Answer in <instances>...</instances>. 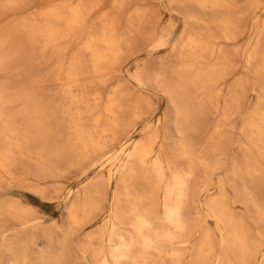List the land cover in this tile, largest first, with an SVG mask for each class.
Masks as SVG:
<instances>
[{"label": "bare ground", "instance_id": "1", "mask_svg": "<svg viewBox=\"0 0 264 264\" xmlns=\"http://www.w3.org/2000/svg\"><path fill=\"white\" fill-rule=\"evenodd\" d=\"M19 1L0 0V77L11 75L17 68V62L27 59L30 50H39L42 57L49 52L59 58L52 66V77L69 104L63 111L67 120L57 124L58 117L54 113L57 109L45 111L41 103L43 98L31 88L21 92H9V86L0 81V216H3L0 217V239L5 250L12 254L10 264H60L70 249L69 238L76 230L79 231V228L92 221L93 213L100 204L102 186L105 183L112 184L114 176H118V183L113 188L106 221L93 233L90 231L91 233L85 236L88 239L78 245L77 252L84 264H150L149 257L154 251L163 255L164 260L168 259L164 264H181L184 256L182 248L173 246L168 250L167 244L185 243L191 239L188 215L191 180L195 176L196 164L209 166L202 150H196L186 135L198 126L200 110L197 108H205L206 103L215 98L213 87L223 80L229 71L227 66L231 62L228 52L222 48L217 50L211 41L223 38L229 42L237 38L235 17L230 14L232 5L227 9L230 15H226V11L224 15H219V11L228 8L230 2L192 0L212 16L206 19L195 13L186 12L184 15L185 24L178 43L172 45V48L177 49L180 46L179 56L183 63L175 71L178 78L176 81L168 78L163 68H160L161 74L153 78L145 79L142 72L137 71L140 69L133 74L134 79L141 84L152 81L167 95L173 110L171 112L174 126L181 137L175 142L174 148H171L164 144L167 139L159 127L151 130L149 134L146 133L145 137H130L119 144L118 142H122L118 141L120 134L143 115L140 111L142 99L137 98L129 104H123V95L119 88L114 87L107 94L102 93L99 88L100 84H107L111 74L117 72L127 51L138 44L136 32L144 18L142 9H136L134 21L132 19L123 32L120 21L113 12L124 11L129 0H112L113 12L106 7L108 0H47L44 7L34 8L27 15H15V18L4 20L3 23L2 11ZM168 1L172 2H169L170 5L180 2ZM263 2L264 0H253V12L254 9H262L263 6H260ZM102 3L103 11L98 16L100 26H96V29L89 23ZM169 19L171 23V18ZM252 19V29H264V18L261 19L257 14ZM194 22H202L208 30L200 32L198 28V31ZM213 27L216 30L212 32L210 30ZM173 28L166 26L159 32L154 26L153 32L149 34L151 48L167 45ZM257 37L256 42L247 51V63L252 65L255 62L257 75L264 78V39L258 35ZM23 38L28 43L26 47ZM251 40L253 39L248 41ZM76 41L78 46L75 45L73 53L68 55L67 51L70 46L75 47ZM177 44L179 45L176 46ZM177 49L175 48L176 51ZM207 54L212 57L217 54L216 61L208 63ZM86 56L89 58L86 59ZM45 61L47 62L45 59L43 63ZM171 69L175 70L172 67ZM50 76L49 74V78ZM262 90L264 93V86ZM230 98L228 100L236 99L234 96ZM46 99L50 100L49 97ZM195 99H198V103ZM152 102H147L148 108L152 107ZM229 106L230 111L232 106ZM126 109L133 112V120L126 121L123 118L122 112H126ZM33 112L50 113L40 118ZM229 115L230 113L224 114L221 124H216L215 129L219 137L222 125L231 126ZM248 117L244 123L250 130L247 140L254 145L257 143L259 156L264 157V144H261L264 141V103L259 104ZM57 129L61 131L55 133ZM216 141L219 142V139ZM218 142L212 145L213 151L218 150ZM99 155L101 165H110L108 172L105 175H90L83 182L82 190L66 204L65 224L55 219L47 222L44 219L45 214L33 203H25L6 190V185L16 179L15 168L23 159L34 165V169L43 176L50 177L56 172L61 173L64 166L73 167ZM180 159H186L187 166H181L178 163ZM261 171L258 163L242 168V172L251 176L259 175ZM24 178L23 176V180ZM139 183H142L140 190L137 189ZM27 187L33 194L48 201L41 204L43 208L52 209L56 197L51 194L54 191L50 190L49 186L36 182L29 183ZM250 203L255 207L258 220L264 222V206L255 198H251ZM206 213L208 217L215 219L220 230L221 252L216 256L215 234L211 228L204 227L198 245L192 248L193 259L190 263H250V258L256 257L262 243L248 237L245 225L236 218L227 204L223 188L207 202ZM4 214L17 222V229H12L11 225L6 223L8 219ZM57 235L58 248L55 243ZM95 237L99 238V246L92 243ZM12 239H17L19 243L15 245Z\"/></svg>", "mask_w": 264, "mask_h": 264}, {"label": "rangeland", "instance_id": "2", "mask_svg": "<svg viewBox=\"0 0 264 264\" xmlns=\"http://www.w3.org/2000/svg\"><path fill=\"white\" fill-rule=\"evenodd\" d=\"M108 1L110 4L107 3L106 7L111 12H113L111 10L112 0ZM169 2L170 1L168 0H129L128 4L124 8V11H121L119 13L115 11L113 12V15L116 16L120 21L121 32L126 31V26L132 19L134 21L136 9H142L141 12L144 13L145 18H143L142 24L136 32L138 44L134 46L132 50L127 51V54L125 55V57H123L121 64L118 67L119 71L117 70V72H115L113 75H110L107 84L99 85L101 92L104 94H107V92L114 87L119 88L122 91L123 98L121 99V103L123 104H129L132 102V100H135L137 98L142 99V104L140 103V111H142L141 114L143 115H141L140 118L135 119L133 124L127 126L123 133L120 134V138L118 141L122 142H118L119 144L123 143L130 137H145L147 135L146 133L149 134L151 130L153 131L157 127L160 128L162 135L166 136L167 140H164V144L167 147L174 148L175 142H177L181 138L180 135H178L176 127L174 126L172 113L173 110L171 109V105L167 95H165L159 88H157L152 83V81H147L145 84H141L133 77V74L136 72V70L140 69L137 71L142 72V75L143 77L145 76V79L148 77L153 78L156 75H160V68H163V70L166 71L168 78H171L172 81H176L178 78L175 74V71L179 69V66H181L183 63L181 62L182 58L179 56V44L176 45L178 46V49L177 47H175L177 51L175 50V48H172V45L176 43L177 40H179L180 34L185 24L184 15L187 12L198 14L202 18H209L212 16L211 13H207L209 11H203L192 0H180V2L173 3L172 5H170V3L172 2ZM224 2L230 3H228L229 5H227L228 8L221 9L219 11V15H224V12L229 11L227 9H229V7L232 5L230 7L232 8L230 9L231 12H229L231 16L235 17V24L237 28H234L237 30L236 35L238 36H236L237 38H235L233 41L229 42L225 41L223 38H218V40L216 38V40L214 39L211 41L212 43L214 42L213 46L216 47L217 50L222 48L228 52L230 59L229 62H231L232 64L230 63L229 66H227V70H229L227 71V76L223 80L218 81L217 84L213 87L215 98L208 101L205 108H197L201 112H199L198 126L195 130L189 131L187 133L188 136L186 135L187 140H190L196 150H202V154L207 159L210 167L196 164L194 174L195 176L193 177L194 179L192 178L191 180V199L188 206L189 224H191V226H189V229H191V239L185 243L178 242L174 244H167L168 250L172 249L173 246L182 248V250L184 251V256L182 258L181 264L192 263V248L198 245L199 240L204 232V227L211 228L215 234L216 256L221 252L220 230H218L217 228L215 219L210 216L208 217L206 210L207 202L211 199L212 196L219 193L222 188L226 194L227 204L229 205L234 215H236V218L243 223V226L245 225L244 229L248 237L251 240L262 243L261 248H259L257 251L256 257L250 258V263L248 264H264V222L258 220L255 207L250 203V199L255 198L261 205L264 206V157L259 156V147L257 146L258 144L255 143L254 145L253 142L250 143L247 140L250 134V130H248V127L244 125L246 120L249 118L248 116L252 114L253 110L259 104L264 103V93L262 90V86H264V78H261L259 75H257L255 71L257 65L255 64V62L252 65L247 63V51L249 48H251L252 44L256 42L258 38L257 35L260 36L261 39H264V29L260 31L257 29H252V18L256 17L257 14L261 16V19L264 18V2L260 6H263V10L258 8L256 9V11L254 9V12L253 8L251 7V3L253 2V0H224ZM45 5H47V0H20L17 4L7 8V10L4 9L2 11L3 17H1V19H3L2 21L4 23V20L9 21L12 18H15L17 15L20 16V14L27 15L31 11H33L34 8L44 7ZM102 7L103 3L102 6H100V8L97 10L98 12L96 11L91 17V21L89 23L91 27L93 26L97 29V27L100 26L98 16L103 11ZM229 12H227L226 15L229 14ZM169 18H171V23L169 21ZM97 22L99 25L97 24ZM95 23L97 25H94ZM163 24L164 26H162ZM154 26L158 28L159 32H161L162 29L166 26L174 28L172 29V33L169 37V43L167 45L152 49V41H150L149 34L153 32ZM194 26L197 28V30L199 28L201 31H198L200 32H206L208 30L202 22H194ZM214 29L216 30V28L213 27L210 31L213 32L215 31ZM250 38L253 39L251 40V42L248 41ZM25 40L26 39L23 38V43L26 47L28 46V43ZM74 43V46H78L77 41ZM76 46H70V49L72 51L69 49V51H67L68 55H71L73 53ZM83 53L84 55H86L85 52ZM216 55L212 57V55L207 54V58H209V60L206 59V61L208 60V63L215 62ZM30 56L33 57L31 58ZM88 58L89 56H86V59ZM45 59L47 60V62L45 61L43 63ZM58 59V56H52L49 52H47L45 57H42L39 53V50H30L27 59L25 58V60L17 62V68L13 70L12 74L8 77L1 76L0 81L1 83H5L9 86V92H21L23 91V89L31 88L34 93L43 98V100L41 99V103L43 109H46L45 111H51L54 108L57 109V112L54 113L58 117L57 124H60L67 120V116L63 114V111L68 107L69 102L63 97L61 89L53 81L52 66L55 63L54 61H57ZM161 62L163 64L162 67ZM164 63L167 64L165 65ZM230 65L232 66L230 67ZM170 66L175 70L173 71ZM49 74L51 75V78H49ZM2 78L3 80H1ZM218 90L220 92H218ZM141 96L145 98V101H143V98ZM229 96H234L236 99L234 101L228 100V98H230ZM47 97L50 98L49 101H47ZM195 100L197 101L195 102L198 103V99ZM259 100H261L260 102L262 103H258ZM149 101H153L151 103V108L153 109L147 107V102ZM230 104L232 106V109H230L229 111L228 109L230 107ZM18 105L19 103L17 104V106ZM125 111L126 112H122L123 118L126 121L133 120V112L127 109ZM33 113L42 118L44 115L49 114L50 112ZM223 113H230L229 121L231 122V126H221V138L219 137V133L216 132L215 128L216 124H221L224 116ZM58 131L61 130L57 129L55 133H58ZM217 137L219 139V142L216 141L218 140ZM217 142L219 144L218 150L213 151L212 145L216 144ZM261 144H264V141ZM100 158L101 157L99 155L87 160L88 162H82V164L73 167L66 168L64 166L66 169L62 167L63 170L61 173L56 172L54 176L50 175V177L49 175L43 176L40 172H38L36 168L35 171V166L29 164L28 162H26L27 160L23 159L18 167L15 168V172H17V174L15 173L14 178L16 179H13L10 184L6 185V190L9 194L19 197L25 203H33V205H35L37 209L41 210V212L45 214L44 219L47 222L55 219L59 223L65 224L67 223V221H64L66 220V204L70 202V199H73L75 197L78 191L82 190V186L84 184L83 182L90 175L92 176L97 173H101L103 175L107 174L110 165L105 163L101 165ZM178 163L181 166H187L188 161L186 162V159H180ZM257 163L261 166L262 170L259 175L256 174L251 176L247 173L242 172V168L246 165L254 166ZM94 165L96 167H94ZM22 175L25 177L24 180ZM18 178H21L22 180ZM117 178L118 176H114V181H112V184H103L100 204L93 213L92 221L85 224L83 228H79V231L76 230L69 238L68 241L70 243L68 242V245L70 249L67 253V257L60 264H84V262L80 258V254H78V245L84 243L85 240L88 239L85 238L87 234L91 232L93 233L106 221L110 212V200L113 193V188L114 185L118 183ZM29 179L30 181L28 182ZM36 182L49 186L50 190H53L57 193V195H55L56 193L51 192V194L56 197L51 210H47L41 205L48 203V201L42 199L39 196H36L27 187L29 183L34 184ZM141 184H137L138 190H140L139 187ZM38 203L40 206L38 205ZM4 217L8 219L6 223H8V225H11L12 229L18 228L16 226L17 222L11 216L4 214ZM8 233L10 234L11 232L9 231ZM10 235L12 236V233ZM58 238L59 236L57 235L55 240L56 248H58ZM95 238L92 240V243L95 246H99L101 244L98 241L99 238ZM12 242L15 245L19 243L17 239H12ZM73 243L75 244V246ZM73 247L77 248L74 249ZM154 252H152L149 257L150 264H164L168 262L167 258L166 260H164L163 255L156 251ZM11 255V252L5 250L2 240L0 239V264H10L12 261ZM216 259L217 258L215 257L214 262H216Z\"/></svg>", "mask_w": 264, "mask_h": 264}]
</instances>
